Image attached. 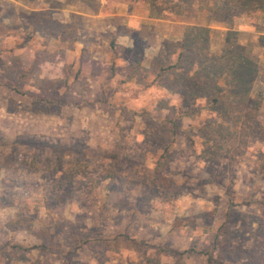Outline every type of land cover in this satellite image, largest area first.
Wrapping results in <instances>:
<instances>
[{
    "label": "rangeland",
    "instance_id": "374dc122",
    "mask_svg": "<svg viewBox=\"0 0 264 264\" xmlns=\"http://www.w3.org/2000/svg\"><path fill=\"white\" fill-rule=\"evenodd\" d=\"M0 264H264V3L0 0Z\"/></svg>",
    "mask_w": 264,
    "mask_h": 264
},
{
    "label": "trees",
    "instance_id": "16d2710c",
    "mask_svg": "<svg viewBox=\"0 0 264 264\" xmlns=\"http://www.w3.org/2000/svg\"><path fill=\"white\" fill-rule=\"evenodd\" d=\"M193 0H186L187 4H189V2H192ZM244 2L247 3L248 6L252 7V8H259V9H263V3H264V0H244ZM151 6L153 5V7H156V5H154L152 2L150 3ZM155 10H158V9H155ZM159 12H161V10H159ZM160 16V15H159ZM196 30V29H195ZM198 30V29H197ZM203 31V32H202ZM195 35L197 34H201L203 33V35H206L207 33V30H200L199 29V32H194ZM194 33L191 35V36H188V39L191 43V45H195L196 42L199 41L198 39V36H195ZM195 36V37H194ZM206 39H207V36H206ZM195 46H198V44H196ZM237 67V65H236ZM240 67V66H239ZM238 67V68H239ZM238 68L236 69V73L235 76H234V79H235V83L237 85V90L240 88V85H241V88L243 87V89H245V86H246V81H245V78L243 75L241 74H238ZM248 68H249V71H252L254 72L255 71V67L252 66L251 63L248 64ZM220 69V68H219ZM209 71V70H208ZM235 89V88H234ZM76 171H80L78 168L77 170L76 169H73L69 174L70 176H73ZM159 179V180H158ZM166 179L162 178V177H158L157 178V181H155V185H154V188L157 190L158 194L161 196V198L164 200V202H169L171 200V196L168 192L169 190V185L168 186H165L164 184L165 183ZM164 186V187H163Z\"/></svg>",
    "mask_w": 264,
    "mask_h": 264
}]
</instances>
